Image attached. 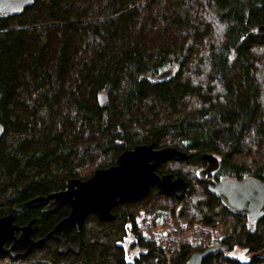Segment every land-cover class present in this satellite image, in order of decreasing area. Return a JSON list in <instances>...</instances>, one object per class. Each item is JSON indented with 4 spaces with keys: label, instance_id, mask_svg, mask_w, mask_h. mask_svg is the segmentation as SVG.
Wrapping results in <instances>:
<instances>
[{
    "label": "trees",
    "instance_id": "1",
    "mask_svg": "<svg viewBox=\"0 0 264 264\" xmlns=\"http://www.w3.org/2000/svg\"><path fill=\"white\" fill-rule=\"evenodd\" d=\"M263 24L264 0H34L19 14L0 13V216L70 179L88 180L137 145L189 154L158 169L190 183L183 198L153 187L113 207L112 221L87 218L79 255L60 256L46 240L23 261L187 264L224 245L204 264H264V218L252 226L199 179L212 153L214 179L264 181V38L254 35ZM167 70L173 75L157 81ZM67 210L31 209L16 221L34 220L40 240ZM160 226L177 248L170 263ZM129 234L144 250L133 261ZM238 247L249 262L229 255Z\"/></svg>",
    "mask_w": 264,
    "mask_h": 264
},
{
    "label": "water",
    "instance_id": "2",
    "mask_svg": "<svg viewBox=\"0 0 264 264\" xmlns=\"http://www.w3.org/2000/svg\"><path fill=\"white\" fill-rule=\"evenodd\" d=\"M33 3L34 0H0V13L19 14ZM254 35L264 38V24L255 28ZM172 75L173 71L167 70L159 74L156 80H167ZM108 100L106 94L99 96V102L103 106ZM1 137L0 126V140ZM188 157L189 154L183 150L176 147L158 148L155 142L137 145L123 152L115 165L98 169L88 180L70 179L65 191L34 198L14 207L13 211L22 212L27 208H36L48 203L51 204L50 208L54 209L69 202L72 207L69 216L61 221L46 239H61L58 250L60 255H79L82 249L81 229L90 215H96L101 221H112L113 207L141 201L149 195L153 187H156L160 194L179 199L190 192V183L179 173H158L163 163L184 162ZM202 158L207 166L200 171L199 179L207 185L209 192L217 196L229 210L246 215L252 226L257 225L264 218V181L254 177L216 181L210 178V175L219 169V159L212 153L203 154ZM33 224L34 221H31L27 226L19 227L14 224L13 214L0 218V255L9 253L13 258L26 257L35 248L43 246L45 239L35 241L32 238ZM73 227L77 228V234L71 236L69 232ZM15 231L20 232V237L14 235ZM10 241H13L12 246L5 249L4 245ZM226 249V246H208L193 254L187 264H203L217 251Z\"/></svg>",
    "mask_w": 264,
    "mask_h": 264
},
{
    "label": "flooded vegetation",
    "instance_id": "3",
    "mask_svg": "<svg viewBox=\"0 0 264 264\" xmlns=\"http://www.w3.org/2000/svg\"><path fill=\"white\" fill-rule=\"evenodd\" d=\"M200 173V172H199ZM210 178H212V179H214L213 177H212V174L210 175ZM214 180H216V179H214ZM225 180V179H224ZM216 181H222V180H216ZM67 189V186H66V188L64 189V190H62V191H65ZM59 192H61V191H59ZM48 195H50V194H47L46 196H48ZM46 196H44V197H46ZM34 199V198H33ZM30 200H32V199H30ZM30 200H28V201H30ZM28 201H25V202H23V203H21V204H16V205H14L12 208H11V210L9 211V213H7L6 215H3V216H0V218H2V217H6V216H9L10 214H13V216H14V224L15 225H17V226H19V227H24V226H27L31 221H34V220H30L27 224H20V223H18L17 221H16V217H17V215H20V214H23L25 211H29V210H31V209H38L39 210V212L41 213V214H50V213H52V214H54L55 212H57V210L58 209H60L61 207H63V206H67L68 207V210H67V214L65 215V216H62V217H60V218H58L57 219V222L54 224V226L52 227V229L49 231V232H47L46 233V236H45V238H43V239H45V241L46 240H52L53 242H55V244H56V251H57V253L59 254V247H60V245H61V243H62V241H61V239H54V238H48V239H46L47 238V236L57 227V225L61 222V221H63L65 218H67L68 216H69V214H70V212H71V209H72V207H71V204L68 202V203H65V204H63V205H61V206H58V207H55L54 209H51L50 207H51V204L50 203H48V204H46V205H44V206H40V207H36V208H27V209H25V210H23L22 212H14L13 210H14V207H16V206H19V205H22V204H24V203H26V202H28ZM90 216H92V215H90ZM89 216V217H90ZM94 216H96V215H94ZM88 217V218H89ZM97 217V216H96ZM98 218V217H97ZM87 220V219H86ZM85 220V221H86ZM84 225V224H83ZM33 227H34V224H33ZM82 230H83V227H82V229H81V242H82ZM70 235L71 236H74V235H76L77 234V228L76 227H73L71 230H70ZM14 235L16 236V237H20V232L19 231H15V233H14ZM61 236L62 235H60V238H61ZM32 238H33V228H32ZM34 239V238H33ZM35 240V239H34ZM35 241H38V240H35ZM12 244H13V241H10V242H7L5 245H4V248L5 249H9L11 246H12ZM210 246H217V245H210ZM222 246H224V245H222ZM208 247V246H207ZM206 247V248H207ZM36 249V248H35ZM34 249V250H35ZM33 250V251H34ZM227 250V249H226ZM33 251L28 255V256H26V257H20V258H13L12 256H11V254H9V253H5V254H3V255H0V264H27V262H25V261H23V260H26V259H28L29 258V256L33 253ZM221 251V250H220ZM222 251H225V250H222ZM218 252V251H217ZM216 252V253H217ZM215 253V254H216ZM60 255V254H59ZM67 255H76V254H74V253H69V254H66V255H60V256H67ZM250 255V254H249ZM213 257V256H212ZM211 257V258H212ZM252 257H253V255H252ZM210 259V258H209ZM208 260V259H207ZM206 260V261H207ZM251 260V259H250ZM249 260V261H250ZM248 261V262H249ZM204 263H205V261H204ZM203 263V264H204Z\"/></svg>",
    "mask_w": 264,
    "mask_h": 264
},
{
    "label": "rangeland",
    "instance_id": "4",
    "mask_svg": "<svg viewBox=\"0 0 264 264\" xmlns=\"http://www.w3.org/2000/svg\"><path fill=\"white\" fill-rule=\"evenodd\" d=\"M167 231H168L167 227L160 226L158 228V232L162 239V246H163L166 258L169 261L172 259L174 252L176 251L177 248L174 245H172L167 239ZM193 234H194L193 231H189L187 234H185V238L192 237ZM216 234L219 236L218 231L216 232ZM132 243H133V237L131 234H129L124 243V247L127 253L129 254L128 256H129L130 261H133L135 257H137L141 252L144 251V250H141L140 248H132ZM229 255L232 258L237 259L241 262H248L252 258V255L247 254L244 249L239 248V247L236 248L234 251H232V253H230Z\"/></svg>",
    "mask_w": 264,
    "mask_h": 264
}]
</instances>
